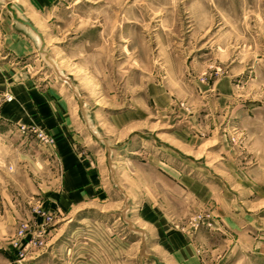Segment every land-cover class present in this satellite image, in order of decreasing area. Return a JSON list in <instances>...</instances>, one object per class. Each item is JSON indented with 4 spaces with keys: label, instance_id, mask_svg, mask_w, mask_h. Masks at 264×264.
I'll return each mask as SVG.
<instances>
[{
    "label": "rangeland",
    "instance_id": "1",
    "mask_svg": "<svg viewBox=\"0 0 264 264\" xmlns=\"http://www.w3.org/2000/svg\"><path fill=\"white\" fill-rule=\"evenodd\" d=\"M29 17L34 52L0 58V116L17 81L71 113L75 95L123 187L142 191L155 171L158 195L171 188L170 225L199 235L207 264H264V0H60ZM21 127L55 151L47 128L0 118V264H140L134 205L122 218L117 204L63 215L29 204L6 164Z\"/></svg>",
    "mask_w": 264,
    "mask_h": 264
},
{
    "label": "crops",
    "instance_id": "2",
    "mask_svg": "<svg viewBox=\"0 0 264 264\" xmlns=\"http://www.w3.org/2000/svg\"><path fill=\"white\" fill-rule=\"evenodd\" d=\"M59 1L0 0L5 5L3 16L8 19L6 30L2 29L0 34V39H4L0 43V58L8 55L9 59H19L32 54L35 42L34 36L31 37L34 32L31 29L32 26L36 29L38 27L32 24L34 22L29 15L39 17L45 9ZM14 11L16 15L13 14ZM8 62L2 63L1 66H6ZM9 79L6 72L0 73V84L4 87L5 83H9ZM14 83H16L14 87L9 89L14 101L2 107L0 116L2 122L12 126L31 123L43 126L56 138L55 151L52 153L35 143L32 137H27V134L20 133V136L22 135L20 137L15 132L17 138L14 137L13 147L16 151H21L20 157L4 158L8 159L6 164L10 166L9 171L13 178L25 183L22 193L30 197L29 204L36 198L39 207L57 211L60 215L95 201L104 205L117 204L119 207L116 208H119V215L122 218L129 212V205L131 207L134 205L146 221V225L135 226L126 223L131 234L137 236L135 243L140 248L137 252V261L140 264H144L140 258L142 252L147 254L144 259H150L152 256L162 264H207L202 256H209L208 252L211 250L208 246L201 245L200 254V245L197 243L199 235L184 233L176 228L177 225L176 227L170 225L171 188L169 187L167 194L158 195L155 171L152 170L150 175H140V180L146 187L142 186V191L135 188L139 193L134 190L128 193L123 187L118 179L116 163L112 159L110 148L92 131L86 112L81 109V102L75 95H71V98L75 101L77 110L71 113L69 110L59 109L58 97L54 100L56 104L54 102L53 105L49 97H44L36 89L30 88L26 81ZM71 119L74 120L71 122ZM97 145L101 146V150H98ZM43 150H46L48 155ZM119 159L123 160L122 156H119ZM260 164L264 165V161ZM138 176L136 177L139 178ZM169 176L165 178L170 185ZM44 178L50 180L49 187H43ZM183 187L187 188L184 185ZM135 196L136 199H141L140 204L137 202L134 204ZM150 261L156 264L152 259Z\"/></svg>",
    "mask_w": 264,
    "mask_h": 264
},
{
    "label": "water",
    "instance_id": "3",
    "mask_svg": "<svg viewBox=\"0 0 264 264\" xmlns=\"http://www.w3.org/2000/svg\"><path fill=\"white\" fill-rule=\"evenodd\" d=\"M150 259H152L156 264H162L161 262L157 261L154 257L150 256Z\"/></svg>",
    "mask_w": 264,
    "mask_h": 264
},
{
    "label": "built area",
    "instance_id": "4",
    "mask_svg": "<svg viewBox=\"0 0 264 264\" xmlns=\"http://www.w3.org/2000/svg\"><path fill=\"white\" fill-rule=\"evenodd\" d=\"M21 130H22V133H24V134H28V132H31V131H25V128L24 127H21Z\"/></svg>",
    "mask_w": 264,
    "mask_h": 264
}]
</instances>
